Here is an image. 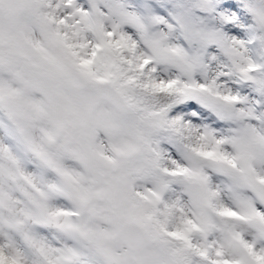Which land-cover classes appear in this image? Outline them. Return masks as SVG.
Returning a JSON list of instances; mask_svg holds the SVG:
<instances>
[{"label": "snow or ice", "instance_id": "obj_1", "mask_svg": "<svg viewBox=\"0 0 264 264\" xmlns=\"http://www.w3.org/2000/svg\"><path fill=\"white\" fill-rule=\"evenodd\" d=\"M0 264H264V0H0Z\"/></svg>", "mask_w": 264, "mask_h": 264}]
</instances>
